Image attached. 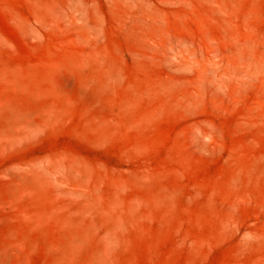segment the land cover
Segmentation results:
<instances>
[{"label": "rangeland", "instance_id": "rangeland-1", "mask_svg": "<svg viewBox=\"0 0 264 264\" xmlns=\"http://www.w3.org/2000/svg\"><path fill=\"white\" fill-rule=\"evenodd\" d=\"M0 264H264V0H0Z\"/></svg>", "mask_w": 264, "mask_h": 264}]
</instances>
